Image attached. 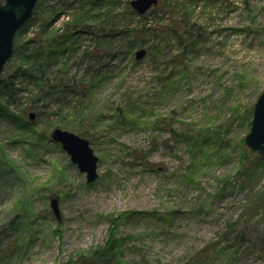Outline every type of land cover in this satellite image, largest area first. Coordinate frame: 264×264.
Returning <instances> with one entry per match:
<instances>
[{"label":"rangeland","instance_id":"374dc122","mask_svg":"<svg viewBox=\"0 0 264 264\" xmlns=\"http://www.w3.org/2000/svg\"><path fill=\"white\" fill-rule=\"evenodd\" d=\"M39 1L48 23L54 4L81 13L75 0ZM104 2L76 31L114 27L105 48L122 53L138 29L139 45L100 63L76 43L48 74L86 84L84 114L72 99L59 115L58 103L28 110L35 126L0 117V264H89L82 258L111 235L124 240L112 264H264V163L244 144L264 90V0H158L139 16L126 11L131 0ZM67 12L49 31L66 34L69 22L74 32ZM32 22L2 75L23 90L33 86L14 74L25 67L22 43L40 32ZM96 35L77 37L94 48ZM4 84L0 102L23 117L31 93L10 101ZM57 127L88 137L95 182L52 139Z\"/></svg>","mask_w":264,"mask_h":264},{"label":"trees","instance_id":"16d2710c","mask_svg":"<svg viewBox=\"0 0 264 264\" xmlns=\"http://www.w3.org/2000/svg\"><path fill=\"white\" fill-rule=\"evenodd\" d=\"M74 1V0H73ZM78 7L81 9V13L77 14V12H73V14H69L66 10H63V8H59L57 4L53 5V12H55L54 19L59 18L61 13H66L68 16L71 17H77L74 25V32L72 31V26L70 23H66V34H59V29L57 30H50L49 28L53 24L51 20L50 23L45 21L46 19L43 17V14H40L41 4L40 1L35 7L34 14L30 21H28L17 33L15 45H14V52H18L17 47V40L18 37L20 38L21 35L28 32L29 26L35 24L36 22L32 21H40L39 26V34L37 38L34 40L32 39L30 42L22 43L21 51L26 52V54H22V61L25 67H19L16 71V74H14L15 79L19 77H23L25 79V83L27 85H32L33 90H25L20 88V85L17 86V84L12 79H7L6 81L2 80L1 84L5 82V86H3L4 96L7 95L10 99V101H17V96L19 92H30L31 96L30 99L34 102V106L30 107L23 111V117L20 115H16L11 108L9 107V102L4 103L3 101L0 102V117L7 121H14L15 125L19 126H27L28 123L32 126L36 125V121H28L27 120V112L28 110H37L38 112H43L46 114V108L48 105L58 103L59 106L57 107L59 111L55 112L56 115L60 114V111H62L68 104H71L72 99H77L76 103L74 104V108L76 109L77 115L84 114V104H85V85L83 81L79 82H64V81H56L52 82L48 74L50 73V67L55 64L56 60L60 58L61 55H63L64 52H66V49L73 48V46L77 43V46L75 49H84V55L90 56L95 61H99L101 63L103 57H109L112 56V54L119 55V54H125V56H128L129 54H132V49L136 47L138 43V37L135 38V36H139L140 32L138 29L129 30L131 34L134 33L133 37L134 40L130 46V50L127 52H107L108 49L105 48L107 46V41L109 38L113 39L115 37V29L111 28V30H108L109 33H105L107 31V28L100 27V24L97 25V28H101L102 34H97L94 32L96 30V27L93 25H85L81 27V31H76V26L79 24H82V20L86 18L90 14L97 15V12L99 9L102 8V3H105L104 0H75ZM71 5V4H70ZM85 6H88L89 8H86ZM59 8V9H58ZM60 11V12H59ZM126 11L130 12L132 16H139L138 12L132 8L129 4L126 6ZM98 16V15H97ZM49 25V26H48ZM27 26L26 30L24 32L22 29ZM64 27V30H65ZM61 30V29H60ZM22 31V33H21ZM84 33L85 35H96L97 38V44L94 48H91V45L85 46L84 41L80 42L81 39L79 36ZM178 34V33H177ZM77 37V39H76ZM84 40V39H83ZM72 43V44H71ZM139 45V43H138ZM141 45V44H140ZM21 52V53H22ZM118 53V54H117ZM133 61L137 64V61L133 58ZM62 76H64V73H62ZM82 96V97H81ZM80 97V98H79ZM254 108V107H253ZM253 108L250 110V114L252 116L253 114ZM79 109V110H78ZM40 114V113H39ZM45 114V115H46ZM17 125V126H18ZM60 126H63L60 124ZM251 126V123H250ZM61 128V127H60ZM84 134H87V132H84ZM81 135V134H80ZM83 136V135H82ZM86 136V135H85ZM88 138V137H87ZM255 163L259 162L264 163V160H262L259 156H255ZM257 165V164H256ZM247 169V168H246ZM250 171V168L248 169ZM124 240L113 237H111L106 241L105 245L102 248H98L95 251H92L90 255L83 257V260H87L89 264H112L120 251L122 247V243ZM236 241H239L240 244H244L247 242V238L245 236V233L240 234L237 236ZM67 264H72V262H69Z\"/></svg>","mask_w":264,"mask_h":264},{"label":"water","instance_id":"95a60500","mask_svg":"<svg viewBox=\"0 0 264 264\" xmlns=\"http://www.w3.org/2000/svg\"><path fill=\"white\" fill-rule=\"evenodd\" d=\"M39 0H0V84L6 64L12 58L18 31L32 18ZM158 4V0H131V6L140 14ZM147 55L140 49L136 59L142 60ZM36 113L30 114V120ZM52 139L59 143L69 154L73 163L86 174L87 182L93 183L98 177L99 157L96 155L88 138L73 131L57 127L52 132ZM244 144L254 154L264 160V90L258 97L253 110L249 133ZM51 207L61 220V209L58 198H53Z\"/></svg>","mask_w":264,"mask_h":264}]
</instances>
